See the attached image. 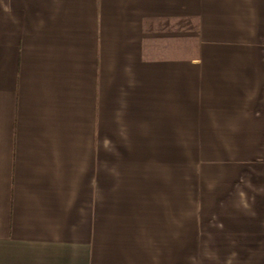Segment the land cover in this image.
Returning <instances> with one entry per match:
<instances>
[{
    "label": "crops",
    "instance_id": "obj_1",
    "mask_svg": "<svg viewBox=\"0 0 264 264\" xmlns=\"http://www.w3.org/2000/svg\"><path fill=\"white\" fill-rule=\"evenodd\" d=\"M0 264H264V0H0Z\"/></svg>",
    "mask_w": 264,
    "mask_h": 264
}]
</instances>
